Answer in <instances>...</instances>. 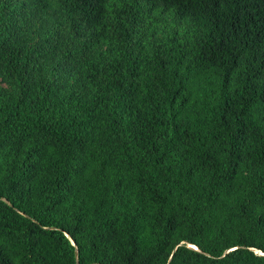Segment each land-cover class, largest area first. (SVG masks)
Wrapping results in <instances>:
<instances>
[{"label": "trees", "instance_id": "trees-1", "mask_svg": "<svg viewBox=\"0 0 264 264\" xmlns=\"http://www.w3.org/2000/svg\"><path fill=\"white\" fill-rule=\"evenodd\" d=\"M0 198V264H264V0H0Z\"/></svg>", "mask_w": 264, "mask_h": 264}, {"label": "water", "instance_id": "water-1", "mask_svg": "<svg viewBox=\"0 0 264 264\" xmlns=\"http://www.w3.org/2000/svg\"><path fill=\"white\" fill-rule=\"evenodd\" d=\"M0 200H2L3 202H7L4 198H0ZM70 243L73 244V242L70 240ZM189 247H191L192 249L194 250H197L195 246H192V245H188ZM259 254H262L261 252H258ZM74 256H75V253H74Z\"/></svg>", "mask_w": 264, "mask_h": 264}]
</instances>
